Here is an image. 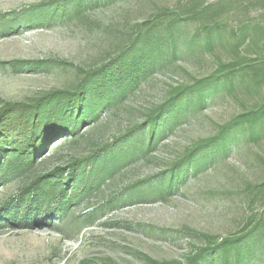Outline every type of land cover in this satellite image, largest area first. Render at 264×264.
Wrapping results in <instances>:
<instances>
[{
  "label": "rangeland",
  "instance_id": "374dc122",
  "mask_svg": "<svg viewBox=\"0 0 264 264\" xmlns=\"http://www.w3.org/2000/svg\"><path fill=\"white\" fill-rule=\"evenodd\" d=\"M48 1L0 0V16L20 14ZM218 1L100 0L79 14L44 25L0 31V107L73 89L86 71L100 70L108 77L132 43L158 48L150 65L129 77L126 93H116L114 105L99 111L97 121L79 137L55 149L49 145L35 170L44 174L66 166L139 127L127 143L134 155L99 191L74 206L77 216L103 210L89 225L44 212L31 229L15 228L0 218V264H187L195 250L208 246L214 250L208 264H264V197L252 200L255 187L264 183V138L251 140L247 128L241 127L225 149L205 145L236 116L264 103V80L247 77L248 69L244 81L233 75L230 85L212 84L202 103L193 93L154 147L142 148L147 143V115L175 90L194 86L220 68L229 73L231 62L241 57L264 59V30L256 28H264V0H232L222 19L202 14L187 20L190 12ZM71 5L72 1L66 10ZM214 19L223 28L210 33L207 45L205 26ZM242 25L251 27L238 40L235 31ZM36 61L45 66L34 70L24 64ZM108 83L97 86L104 99ZM198 149L194 156L198 166L189 165L168 197L139 193ZM32 180L11 176L0 185V204H10L11 213L27 209L18 201V190ZM137 184V189H129ZM48 209L44 206L45 212ZM241 237L242 243L224 257L223 242Z\"/></svg>",
  "mask_w": 264,
  "mask_h": 264
},
{
  "label": "trees",
  "instance_id": "16d2710c",
  "mask_svg": "<svg viewBox=\"0 0 264 264\" xmlns=\"http://www.w3.org/2000/svg\"><path fill=\"white\" fill-rule=\"evenodd\" d=\"M70 1L72 5L68 11L66 9ZM98 1L100 0H50L20 14L0 16V31L5 34L15 32L20 28L44 25L57 17L79 14L82 9ZM232 4V0H219L200 8L197 12H190L187 20H195L202 14H212L214 18L222 19L221 17L230 12ZM250 27L238 26L235 31L236 38L239 40L241 34L248 31ZM222 28L221 21L215 19L205 26L208 33L207 45L211 43L210 33L214 29ZM256 28L264 30L260 25ZM157 53L158 48L155 46L143 48L138 43H132L126 52L120 55L117 71L115 67L112 68L108 77L102 76L100 70L86 71L73 89L53 90L32 102H6L0 107V185L8 181L11 176L33 178L31 182L24 184L18 190V201L22 203L21 205H27L28 208L11 213L10 204L2 203L0 204L2 221L5 220L7 224L15 228L31 229L37 223L38 218L45 213L47 216L62 215L65 219H71L75 225L93 223L96 214L103 208L77 216L74 206L99 191L102 184L107 182L131 155H134L130 149L132 146L127 143L129 137L139 127L126 131L113 144H103L84 158L73 159L66 166L56 167L53 171L44 174H35V170L39 161L46 155L49 145H53L55 149L79 137L82 129L97 121L99 111L104 107L114 105L116 93L120 95L126 93L131 87L129 77L135 76V70L148 67ZM24 64L34 70L45 66V63L40 61ZM223 66L225 64H221L220 67ZM230 66L232 67L231 72L224 74L223 68H220L215 74L203 78L194 86H185L175 90L163 103L152 109L146 118L147 143H142V148L150 150L154 147L160 136L166 133L171 121L175 119L183 101L193 93L202 103L205 100L204 92L212 84L221 81L227 84L233 75H240L241 81H244L245 75H249L248 69H251V76L247 77L256 81L264 80V59L262 58L248 60V58L241 57L232 61ZM106 80L109 81L110 89L108 97L104 99L98 94L97 86L101 81ZM114 85L117 86V91L112 87ZM241 127L247 128L248 138L251 140L264 138V103L236 116L230 123L221 127L220 131L205 145H213V147L221 145L225 149L230 138ZM198 151L199 149L196 152H188L175 162L171 171L162 173L153 183H150L147 192L140 191L139 193L144 197L155 195L162 199L168 197L179 178L189 170V165L192 162L194 165L199 163L194 159ZM138 185L140 184L134 187L131 185L129 189H137ZM142 187L143 184L139 188L142 189ZM260 196L264 197V183L257 185L253 190V202L257 201ZM111 204L112 201L109 202V205ZM44 206H49L46 212ZM243 239L241 237L224 241L222 244L224 257L233 245L238 247ZM213 251V248L209 246L197 249L188 257L187 264H208ZM153 263L183 264L180 262Z\"/></svg>",
  "mask_w": 264,
  "mask_h": 264
}]
</instances>
